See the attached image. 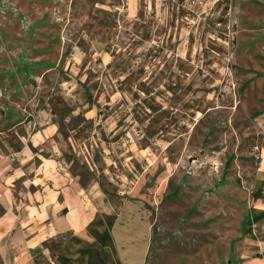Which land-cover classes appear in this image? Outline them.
I'll return each instance as SVG.
<instances>
[{"label": "rangeland", "instance_id": "374dc122", "mask_svg": "<svg viewBox=\"0 0 264 264\" xmlns=\"http://www.w3.org/2000/svg\"><path fill=\"white\" fill-rule=\"evenodd\" d=\"M155 4L0 0V231L41 224L33 192L60 174L70 220L86 210L140 264H264L260 10L241 4L226 70L219 42L185 39Z\"/></svg>", "mask_w": 264, "mask_h": 264}, {"label": "crops", "instance_id": "0c3cea01", "mask_svg": "<svg viewBox=\"0 0 264 264\" xmlns=\"http://www.w3.org/2000/svg\"><path fill=\"white\" fill-rule=\"evenodd\" d=\"M244 1V3H237L236 0H233L235 16L239 11L240 13L244 11L241 4L254 5L261 13L260 17H257L258 21L264 24V0H253L256 5L251 2L252 0ZM235 19L237 21V17ZM262 152L264 149H261V162L257 169L259 179H264V167H262L264 153ZM43 165L41 164V166ZM47 165L53 174L56 165ZM45 179L51 180L47 176ZM56 179V185L54 186L52 183L53 187L49 189V192L44 193L41 190L38 193L33 192L32 196L36 201L40 200V195L44 198L46 195V199H49L45 210L40 206L35 209L37 215H43L46 219L40 222L41 224L34 220L35 222L30 224L22 223L18 226L17 233H20V237L25 239L11 242L5 240L0 231V235L2 234L0 236V254L6 256V264H140L143 250H138V246L137 252L133 253L130 249L135 248L129 247L125 241H120L116 235L114 236V231L108 235L104 228H99L98 232L92 233L89 228V220L84 215L86 210L78 209V213L73 214L76 219L70 220L71 203L75 202V198L67 190L70 189V182L60 174ZM253 202L258 209L256 212L264 219V194H261ZM35 216L33 214L32 217ZM261 232L264 233V221H261ZM105 252L107 255H111L109 262H101L98 259Z\"/></svg>", "mask_w": 264, "mask_h": 264}, {"label": "built area", "instance_id": "2783aa9c", "mask_svg": "<svg viewBox=\"0 0 264 264\" xmlns=\"http://www.w3.org/2000/svg\"><path fill=\"white\" fill-rule=\"evenodd\" d=\"M155 7L162 10L175 26L180 27L185 39L195 42L206 38L220 43L226 55V70L229 69L234 54L237 21L233 0H154ZM150 9L151 0H144ZM195 53V52H194ZM258 132L264 135V114L256 120Z\"/></svg>", "mask_w": 264, "mask_h": 264}]
</instances>
